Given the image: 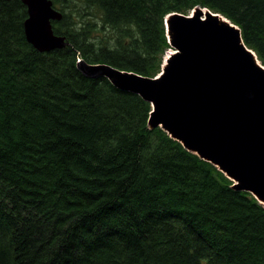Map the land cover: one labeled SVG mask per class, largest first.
I'll use <instances>...</instances> for the list:
<instances>
[{"label": "trees", "instance_id": "16d2710c", "mask_svg": "<svg viewBox=\"0 0 264 264\" xmlns=\"http://www.w3.org/2000/svg\"><path fill=\"white\" fill-rule=\"evenodd\" d=\"M52 1L115 40L90 59L63 18L68 46L40 52L27 5L0 0V264H264V206L150 128V103L77 67L82 54L155 78L165 17L195 7L231 20L264 65V0Z\"/></svg>", "mask_w": 264, "mask_h": 264}, {"label": "water", "instance_id": "95a60500", "mask_svg": "<svg viewBox=\"0 0 264 264\" xmlns=\"http://www.w3.org/2000/svg\"><path fill=\"white\" fill-rule=\"evenodd\" d=\"M23 1L28 6L25 31L29 43L40 52L58 48L51 21L61 19L53 3ZM165 23L176 52L166 59L156 79L83 60L78 61L79 71L90 78L105 77L120 91L139 95L155 110L150 116L151 128H163L188 151L218 167L233 182V189L251 194L264 205L263 64L244 43L240 28L221 14L197 7L190 15L170 14ZM208 60L212 71H217L214 77L204 68L203 63ZM86 66L97 71L85 72ZM181 71L186 73L187 80L179 91L181 104L176 111L171 109V99ZM196 84L200 86L197 96ZM252 102L262 109L259 113L251 112L253 127H248L247 121L234 125L242 120L240 111ZM181 115L186 116L184 123L176 122L174 119Z\"/></svg>", "mask_w": 264, "mask_h": 264}, {"label": "rangeland", "instance_id": "374dc122", "mask_svg": "<svg viewBox=\"0 0 264 264\" xmlns=\"http://www.w3.org/2000/svg\"><path fill=\"white\" fill-rule=\"evenodd\" d=\"M58 15H59L58 18L61 19V20L63 18H65V24H69V23L75 22V25H76V27L78 29H84L85 30V39L82 42V46H83V51L86 53L88 58L95 59L100 54H102V53L106 54V53H108V52L113 50L111 48V45H112V43L115 40L113 34L107 32V31L98 30V29L94 28L93 26L85 27L87 22L84 19L78 17L76 12L75 13H67L65 11H61L60 13H58ZM74 19H76V20L73 21ZM165 28H166V26H165ZM167 37L170 39L168 31H167ZM168 42L171 44V42L169 40H168ZM62 45H65V43L64 42H60L58 44V46H59L58 49ZM170 48L171 49H169L166 52L169 56L176 52L174 47L170 46ZM60 49L62 51H64V48L63 49L60 48ZM77 59H78V61L84 60L82 54L81 55L78 54ZM84 61L87 62L86 60H84ZM93 65H97V64H93ZM84 71L85 72H90L91 71L92 72L91 74H93L97 70L94 69L93 67L86 66L84 68ZM259 107H260L259 105L257 107V104L255 102H252L247 108H245L242 111H240V112H245V113H243V115H242V120H238L237 124L234 123V125H241V124H244L247 121L245 124L248 127H253V124H251L252 122H250V120H251L250 117L252 118V113L251 112H258V113L262 112L261 111L262 109L260 110ZM134 113H135V116H136L139 112H134ZM136 125H138V124H136ZM253 129L254 130H258L256 128H253ZM250 130H252V128H250ZM256 158H258V156H256ZM160 225H161V223H160Z\"/></svg>", "mask_w": 264, "mask_h": 264}, {"label": "bare ground", "instance_id": "6f19581e", "mask_svg": "<svg viewBox=\"0 0 264 264\" xmlns=\"http://www.w3.org/2000/svg\"><path fill=\"white\" fill-rule=\"evenodd\" d=\"M28 4H32L29 0H25ZM33 7V6H32ZM40 8V7H39ZM206 10V9H205ZM43 11V10H42ZM41 11V12H42ZM38 12H40V10H38ZM48 16V15H47ZM41 17V16H40ZM43 20V19H42ZM38 22H39V20H38ZM36 23V22H35ZM40 24V23H39ZM36 26V25H35ZM41 26V25H40ZM37 28V27H36ZM39 29H41V28H39ZM38 29V30H39ZM37 30V29H36ZM58 38V41L56 42V46L55 47H57L58 46V44L60 43V42H64L65 43V45H62V46H60V48H65V47H67L68 46V42L66 41V39H65V37L64 36H60V37H57ZM41 44V43H40ZM44 44V43H43ZM50 44H52V43H50ZM45 49H48L47 47H44ZM249 48V47H248ZM257 55V54H256ZM169 56V55H168ZM210 62H212L211 60H210ZM259 63V62H258ZM260 64V63H259ZM203 65H204V68L206 69V70H209V72H206L209 76L211 75V76H216V72L215 71H212L213 70V68L211 67V65H210V63H209V60L208 61H206V62H204L203 63ZM91 72V71H90ZM176 80H178L179 81V83L177 84V90L175 91V92H173V96H172V99H171V101H172V104L174 105V107H171V109L172 110H176L177 109V107L178 106H180V104H181V101H180V98H179V91H181V89H182V87H183V85L186 83V80H187V75H186V73L184 74V73H182V71L179 73V77L176 79ZM137 88H139V87H137ZM199 88H200V86L199 85H195L194 86V92H195V95L197 96L198 94H199ZM158 93V92H157ZM151 95V94H150ZM149 95V96H150ZM147 96V95H146ZM153 97V96H152ZM219 97V96H218ZM217 97V98H218ZM166 108V107H165ZM165 110V109H164ZM158 111V110H157ZM177 111V110H176ZM163 113V112H162ZM171 113V112H170ZM243 113H245V112H243ZM167 114H169V113H167ZM160 115V114H159ZM184 115V114H183ZM183 115H181V116H179L177 119H174L176 122H181V121H183V119L184 120H186V116H183ZM174 121V122H175ZM165 123V122H164ZM168 123V122H167ZM166 123V124H167ZM183 123H184V121H183ZM173 124V123H172ZM171 125V124H170ZM179 125V124H178ZM198 125V124H197ZM182 126V125H181ZM171 127V126H170ZM192 127V126H191ZM173 128H174V126H173ZM172 128V129H173ZM175 130H176V128H175ZM174 130V131H175ZM177 132V131H176ZM194 132V131H193ZM179 135V134H178Z\"/></svg>", "mask_w": 264, "mask_h": 264}]
</instances>
